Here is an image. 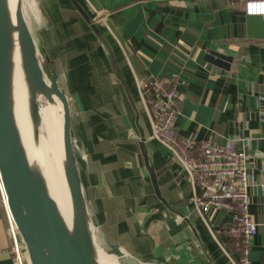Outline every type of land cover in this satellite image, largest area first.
Wrapping results in <instances>:
<instances>
[{"label": "crops", "instance_id": "1", "mask_svg": "<svg viewBox=\"0 0 264 264\" xmlns=\"http://www.w3.org/2000/svg\"><path fill=\"white\" fill-rule=\"evenodd\" d=\"M28 1L37 10L31 32L43 69L48 77L57 72L68 98L78 172L100 246L124 255L126 264H234L195 210L185 170L150 138L141 77L177 88L179 136L232 141L248 153L249 211L258 225L249 259L264 264L263 16L247 15L245 0H77L89 18L72 0ZM90 4L104 12L105 23ZM211 50L231 56L229 66L208 60ZM206 215L242 264L232 214ZM7 228L0 195V264H14Z\"/></svg>", "mask_w": 264, "mask_h": 264}, {"label": "water", "instance_id": "2", "mask_svg": "<svg viewBox=\"0 0 264 264\" xmlns=\"http://www.w3.org/2000/svg\"><path fill=\"white\" fill-rule=\"evenodd\" d=\"M72 1L89 18L77 0ZM17 16L23 29L21 44L30 82L43 91L56 94L62 101L67 176L75 204L84 208L83 217L90 220L77 167L67 95L59 87L57 72L53 71L49 78L43 69L39 50L24 16L21 1L17 6ZM207 58L223 67L229 66L228 62L232 60L231 56L215 50H211ZM38 111L37 102L34 105V112ZM0 173L9 208L26 244L30 264H90L87 252L90 237L85 224L80 221L77 226L78 241L72 240L57 214L53 201L32 175L17 138L8 90L4 0H0ZM153 178L158 192L157 181L154 176Z\"/></svg>", "mask_w": 264, "mask_h": 264}, {"label": "built area", "instance_id": "3", "mask_svg": "<svg viewBox=\"0 0 264 264\" xmlns=\"http://www.w3.org/2000/svg\"><path fill=\"white\" fill-rule=\"evenodd\" d=\"M231 2V5H235ZM91 8L103 23L104 12ZM244 12L247 15H260L264 18V0H245ZM141 99L150 119V138L158 140L179 162L186 172L192 187V203L195 210L208 226L230 260L237 264L234 256L221 244L207 219L209 212L224 209L230 212L236 223L233 241L240 251L242 264H251L249 252L251 241L257 233L258 225L250 214V187L253 185L249 155L245 149L229 141L218 144L207 140L179 136L175 130L178 115L176 103L179 92L167 81H153L136 78ZM0 195L8 222L7 232L11 240L8 252L14 264H27L29 261L24 243L15 219L8 205V198L0 173Z\"/></svg>", "mask_w": 264, "mask_h": 264}, {"label": "bare ground", "instance_id": "4", "mask_svg": "<svg viewBox=\"0 0 264 264\" xmlns=\"http://www.w3.org/2000/svg\"><path fill=\"white\" fill-rule=\"evenodd\" d=\"M19 1L4 0L8 90L17 138L32 175L53 201L71 239L78 241L77 226L81 221L90 237L87 248L90 264H103L102 253L92 232V223L83 217L84 208L75 204L71 192L63 146L62 101L56 94L33 86L29 80L21 44L23 29L17 16ZM44 97L47 98V106L34 112V105ZM50 154L53 162L49 158Z\"/></svg>", "mask_w": 264, "mask_h": 264}, {"label": "rangeland", "instance_id": "5", "mask_svg": "<svg viewBox=\"0 0 264 264\" xmlns=\"http://www.w3.org/2000/svg\"><path fill=\"white\" fill-rule=\"evenodd\" d=\"M21 2H22V9H23V13H24V16H25V18H26V20H27V23H28V25H29V27L31 28V30H35V28L37 27V22L35 21V19L33 18V15H34V13L35 14H37V10L36 11H31V9H34L33 7L31 8V7H29V1L28 0H21ZM49 78H50V76H49ZM50 80V79H49ZM42 95V94H41ZM42 106H47V98L46 97H44L41 101H38V109L40 110V108L42 107ZM41 130H39V132H40ZM50 160H51V162H53V158H52V156H51V154H50ZM87 210H88V207H87ZM88 215H89V217H90V221H91V223H92V232H93V234H94V238L96 239V242H97V244H98V246H99V249H100V251H101V261L103 262V264H126L125 263V260L123 259L125 256L124 255H121L120 253H116V252H108V251H106L104 248H102L101 246H100V243L98 242V228H97V226L93 223V220H92V218H91V216H90V213H89V210H88ZM105 253L107 254V255H110V256H112V257H115L116 259H115V261H114V259L113 258H107L106 256H105ZM126 258V257H125ZM127 259V258H126ZM118 260V261H117ZM119 262V263H118Z\"/></svg>", "mask_w": 264, "mask_h": 264}]
</instances>
